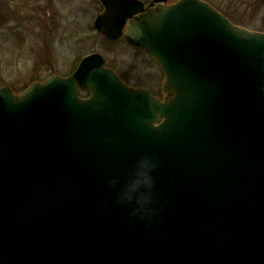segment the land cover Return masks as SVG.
<instances>
[{
    "label": "water",
    "instance_id": "95a60500",
    "mask_svg": "<svg viewBox=\"0 0 264 264\" xmlns=\"http://www.w3.org/2000/svg\"><path fill=\"white\" fill-rule=\"evenodd\" d=\"M98 2L94 29L147 51L165 96L99 53L19 95L0 86V264H264V32L203 0ZM146 154L150 222L107 190Z\"/></svg>",
    "mask_w": 264,
    "mask_h": 264
},
{
    "label": "rangeland",
    "instance_id": "374dc122",
    "mask_svg": "<svg viewBox=\"0 0 264 264\" xmlns=\"http://www.w3.org/2000/svg\"><path fill=\"white\" fill-rule=\"evenodd\" d=\"M210 2L239 26L264 32V0ZM100 7L97 0H0L5 17L0 25V86L21 92L30 82L52 74L67 76L80 58L99 53L130 86L162 98L164 76L153 59L122 39L108 43L93 28ZM81 95L86 96L83 91Z\"/></svg>",
    "mask_w": 264,
    "mask_h": 264
},
{
    "label": "clouds",
    "instance_id": "9594fccd",
    "mask_svg": "<svg viewBox=\"0 0 264 264\" xmlns=\"http://www.w3.org/2000/svg\"><path fill=\"white\" fill-rule=\"evenodd\" d=\"M157 167V159L146 154L136 161L131 179L114 172L107 181L109 194L115 192V203L126 207L133 218L150 222L158 211Z\"/></svg>",
    "mask_w": 264,
    "mask_h": 264
},
{
    "label": "trees",
    "instance_id": "16d2710c",
    "mask_svg": "<svg viewBox=\"0 0 264 264\" xmlns=\"http://www.w3.org/2000/svg\"><path fill=\"white\" fill-rule=\"evenodd\" d=\"M204 1H207L209 4H211L215 9H217L218 11H220L221 13H223V15L224 16H226L231 22H233L234 24H237L238 25V23H236V22H234L231 18H230V16H228V14H225L221 9H219L216 5H214V3H211L210 2V0H204ZM145 2V1H144ZM99 12H101V7H100V9H99ZM5 20V17L3 16V13H2V10H0V25L3 23V21ZM240 25H242V26H244L243 24H240ZM246 27V26H245ZM246 28H248V29H251V30H256V31H260L259 29H254V28H249V27H246ZM262 32V31H261ZM105 39V38H104ZM106 40V39H105ZM108 43H111V44H114V43H119L120 42V40H116V41H109V40H106ZM81 60V58L77 61V63L75 64V66H74V68L72 69V71L69 73V74H71L72 72H73V70L75 69V67L77 66V64L79 63V61ZM68 74V75H69ZM67 75V76H68ZM121 78V77H120ZM122 79V78H121ZM123 80V79H122ZM124 81V80H123ZM33 82H36V81H32V82H30L29 84H31V83H33ZM125 82V81H124ZM126 84H128L127 82H125ZM27 87V86H26ZM25 87V88H26ZM24 88V89H25ZM11 89L13 90V92L14 93H19L18 91H15L12 87H11ZM23 89V90H24ZM155 95V94H154ZM158 96V95H157Z\"/></svg>",
    "mask_w": 264,
    "mask_h": 264
}]
</instances>
